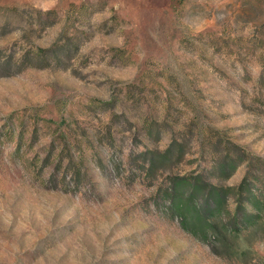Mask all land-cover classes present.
Segmentation results:
<instances>
[{
	"label": "rangeland",
	"instance_id": "rangeland-1",
	"mask_svg": "<svg viewBox=\"0 0 264 264\" xmlns=\"http://www.w3.org/2000/svg\"><path fill=\"white\" fill-rule=\"evenodd\" d=\"M0 264H264V0H0Z\"/></svg>",
	"mask_w": 264,
	"mask_h": 264
},
{
	"label": "trees",
	"instance_id": "trees-1",
	"mask_svg": "<svg viewBox=\"0 0 264 264\" xmlns=\"http://www.w3.org/2000/svg\"><path fill=\"white\" fill-rule=\"evenodd\" d=\"M182 207H183L184 209H187V208H188V204H185V205H183ZM199 225H200V227L202 228V230H204V229H203V226H204V227L207 226V221H206L204 218L199 217ZM206 230H207V228H206ZM226 232L228 233V230H224L223 234L220 233V232H218V233L216 232L215 234H216L217 237H223V235H225Z\"/></svg>",
	"mask_w": 264,
	"mask_h": 264
}]
</instances>
